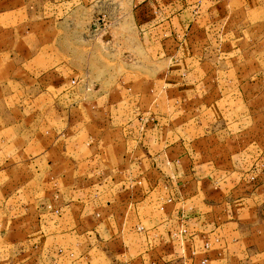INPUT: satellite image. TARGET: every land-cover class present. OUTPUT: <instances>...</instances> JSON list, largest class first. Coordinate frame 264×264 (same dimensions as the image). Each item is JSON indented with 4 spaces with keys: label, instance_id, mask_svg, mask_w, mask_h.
<instances>
[{
    "label": "crops",
    "instance_id": "obj_1",
    "mask_svg": "<svg viewBox=\"0 0 264 264\" xmlns=\"http://www.w3.org/2000/svg\"><path fill=\"white\" fill-rule=\"evenodd\" d=\"M104 1L0 0V20L12 28L25 20L70 19ZM198 1L117 3L129 6L145 51L164 55L170 68L196 66V75L189 74L200 87L197 98L218 128L181 129L171 116L129 99L87 118L88 92L65 73L66 65L42 73L37 100L54 103L48 115L68 122L55 139L40 126L0 130V247L6 251L0 264H264V91L241 92L264 81L251 75L247 61L235 60L237 51L252 47L254 34L262 44L264 30L252 24L237 38L236 30L212 29L210 16L197 13L196 48L187 47L196 59L176 65L160 42L193 32L190 3ZM211 1L218 8L254 3ZM263 7L260 0L257 19L264 18ZM259 25L264 22L255 20ZM238 100L244 113L238 114ZM254 132L261 135L255 139ZM237 147L244 153L239 161ZM219 148L227 150L223 156Z\"/></svg>",
    "mask_w": 264,
    "mask_h": 264
},
{
    "label": "rangeland",
    "instance_id": "obj_2",
    "mask_svg": "<svg viewBox=\"0 0 264 264\" xmlns=\"http://www.w3.org/2000/svg\"><path fill=\"white\" fill-rule=\"evenodd\" d=\"M198 2L190 3L193 7L189 11L194 16H191L188 30L192 28L193 32L189 36H164L160 42L166 51L165 56L172 58L176 65L188 56L196 59V53L187 51V47L189 45L193 49L196 48V40L192 36L196 28L197 13L210 16L207 22L211 28L215 25L223 31H226L227 27L236 30L237 38L244 37V33H248L252 24V30H264L262 25L255 26V20L264 22V18L257 19L260 14V0H254L251 5L217 4L219 8L211 3V0ZM234 6L239 8L237 11L240 10V13L231 15L228 19L219 17L220 13L223 15ZM248 10H252L249 18ZM88 11L87 15L58 21L25 20L22 25L12 28L8 27L4 20H0V130L16 125L22 126L26 131L40 126L45 128L47 138H57L68 122V117L60 119L62 124H59L56 121L59 117L48 115L49 108L56 105L42 100L44 98L37 100L40 95L37 79L42 73L58 65H66L62 68L65 73L80 80L81 88L88 92L86 106L90 116L87 118L98 117L108 105L125 100V104H130V101L138 103L142 110L148 111L151 108L157 115L163 113L171 116L172 123L181 129L218 128L219 122L204 111L205 107L202 109V102L197 98L200 87H196L195 79L189 74L192 72L193 76L196 75V66L187 69L170 68L161 61L164 55L145 51L141 47L137 25L130 18V8L127 4L117 3V0H105L91 6ZM252 37V47L237 51L236 64L247 61L246 69L251 75L255 78L263 76L264 81V41L260 44V39L257 41L255 34ZM188 38L190 44L185 42ZM251 41L249 37V42ZM235 48H239L238 44ZM170 71L173 75L168 77V82L165 77ZM248 90L264 91V83L260 85L258 81V85L253 87L247 85L241 92ZM237 102L238 114L244 113V104L240 100ZM232 104L231 102V106ZM224 105L222 102L221 108L227 103ZM80 106L84 107L85 103ZM259 108H264V103ZM241 119L245 125L246 122ZM258 134L261 135L254 132L253 138L257 139ZM237 139L241 141L239 137ZM240 150L241 147H237L238 161L244 157ZM226 151L219 148L217 155L223 156ZM19 173L18 167L13 169V174ZM2 212L0 210V215ZM0 225H3L2 216ZM20 249L21 247H18V250ZM5 252L1 246L0 254ZM3 258L4 254L0 255L1 261Z\"/></svg>",
    "mask_w": 264,
    "mask_h": 264
}]
</instances>
